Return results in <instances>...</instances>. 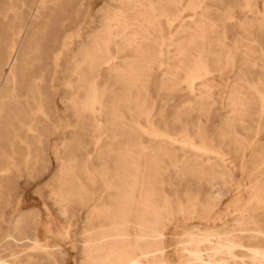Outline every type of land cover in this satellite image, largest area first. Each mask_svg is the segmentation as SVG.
Segmentation results:
<instances>
[{"label": "rangeland", "instance_id": "obj_1", "mask_svg": "<svg viewBox=\"0 0 264 264\" xmlns=\"http://www.w3.org/2000/svg\"><path fill=\"white\" fill-rule=\"evenodd\" d=\"M177 1L181 3L180 17L161 23V65L152 71L146 107L129 100L120 84L113 83L112 94L107 95L106 106L115 103L114 128L122 135L112 143L116 153L101 158L108 142L100 140L96 112L87 105L99 107L108 69L99 70L101 77L92 93L90 80L82 79L88 70L83 60L95 50L110 18L122 8H130L131 0H0V72L11 78L10 87L21 104L13 102L11 89L0 81V220L6 221L0 231L10 244L1 258L12 264H82L87 261L81 252L85 237L103 230H127L136 239L137 226H152V209L165 205L169 196L172 204L158 224L165 232L164 264H191L196 260L190 251L201 252L204 264H264L250 251H264V202L259 199V192H264V99L248 126L235 127L225 123V99L238 75L236 65L225 67L223 78L181 74L184 79L175 92L165 87L168 72L177 63L172 45L186 37L181 33L184 25L194 26L208 17L216 25L207 41L211 65L221 49L214 39L223 33L226 50L238 53L241 38L247 35L264 50V0ZM251 51L258 65L250 69L249 77L264 98L263 58L258 45ZM9 55L15 59L11 66L7 64ZM122 57L127 60L126 55ZM203 83L213 87L215 101L202 119L206 137L202 144L195 127L200 115L184 107L197 103ZM144 110L146 114H141ZM185 124L189 125L188 136L184 135ZM223 131L230 136H221ZM241 137L248 141L234 148L233 142ZM129 141L154 149L166 146L179 156L185 149L204 159L217 158L232 176L228 194L211 190L206 183L176 178L175 170H167L165 156L158 167L144 155L140 184L134 187L133 178L123 177L116 166L118 155L128 158L129 150L136 152V148H127ZM105 182L113 188H106ZM146 182L153 183V194L143 192ZM177 198L182 207L176 205ZM102 202L109 208L104 209ZM192 233L196 240L190 237ZM207 233L214 236L208 238ZM25 237L36 239L39 247L16 241ZM233 243L239 246L235 248Z\"/></svg>", "mask_w": 264, "mask_h": 264}, {"label": "bare ground", "instance_id": "obj_2", "mask_svg": "<svg viewBox=\"0 0 264 264\" xmlns=\"http://www.w3.org/2000/svg\"><path fill=\"white\" fill-rule=\"evenodd\" d=\"M144 2L142 0H131V2H129L131 6L130 8H122L119 13L112 16L107 23V31L96 40L95 50L92 52V54L84 56L83 63L88 67V70L82 76V79L87 82L88 80H90L88 86L92 93L97 86L99 78L101 77L99 70L103 66L108 69V77L106 78L105 84L100 93V103L98 104L99 107L95 108L92 104H86L91 111L94 110L96 112L97 119L95 121V129L99 132L100 140H106L108 142L105 151L101 155V158L109 157L112 153H116L112 143H115L118 140V137L122 135L114 128L111 118V116L113 115L112 107H115V103H113L114 105L107 107V104L105 102L107 99V95L112 94L113 83L120 84L125 88V95L127 96V98H129V100L134 99L136 103L142 104L143 108L146 107L148 102L146 89L148 84L150 83L152 71L156 67H159L161 65V42L164 39V32L161 23H169L172 19H178L181 14V3L177 0H161L159 2H155L154 0H145ZM199 2L197 3V5L199 4ZM122 3L123 2L121 1V4ZM200 17L202 18L203 16ZM226 21H228V19ZM215 27L216 25L209 19V17L207 18V20L194 22V26H183L181 33H183L186 37L174 42L172 45V47L175 48V54L173 55V58L177 60V63L173 67L174 71L168 72L165 87H167V89H169L170 91L175 92V90L178 89L180 82L184 79L181 78V74H183L185 77H190L192 74H194L195 76L198 75L199 77L205 75L206 77L218 76L220 78H223L222 75L224 72V68L227 67L229 69L232 68L233 65H236L238 69V75L233 82V88L230 91L227 100L225 99V106L227 111L225 123L231 124L235 127H245L246 125L248 126L249 122L254 119V115L257 112L255 111V109L257 108L258 103H260V101L264 99L263 95L260 94L257 84L251 81L249 77L250 69L258 65L257 60L253 59L252 57L251 47L254 45H258L259 52H261L263 58V65L264 50L259 42L250 35L243 36L241 38V40H243V44H240L237 47L238 53L232 51L233 49L226 50V35L225 33H223L222 35H219L218 37H216V39H214L216 44H218L221 49L220 53L216 56L213 65H211L208 57V50L211 45L207 41L211 39L209 35L215 32ZM123 55L127 56V60L122 61ZM14 61V56L12 57L11 55H9L7 64L11 66ZM0 64L2 63L0 62ZM11 73L12 72H10V74ZM36 80L37 78H34V81ZM0 81L1 84L5 85V88L11 89V78L9 76L0 72ZM84 83L86 84V82ZM34 84H36V82ZM243 85H247V88L245 89ZM11 98L13 102L20 104L14 89H11ZM196 98L197 103L195 105L185 106L184 109L190 111H198L200 120L195 124V127L197 129L196 135L199 137L201 143L203 144L205 143L206 137L203 131L202 119L209 114V112L211 111L212 103L215 101L213 87L207 83H203L199 91V95ZM0 99L3 98L0 97ZM22 110L27 115V117L30 118V121H32L29 113H27V111H25L24 109ZM141 114H146V110L142 111ZM183 131L185 133L183 134L185 136H188L189 125H183ZM228 135L229 134L225 131H223V133L221 134V136L223 137H227ZM173 141L174 140H172V142ZM246 141L248 140H245L242 137L237 138L233 142V146L234 148L241 147L245 144ZM126 146L129 149L136 148V152L129 150L132 153L128 158L123 155H118L116 166L123 171V177L133 178L134 187H137L140 184L139 176L141 173V168L144 167L140 160L144 157V155H147V157L149 156V159L155 160L158 167H162V162L160 161V159L162 156H165L168 159L166 168L167 170H175L176 178L179 177L184 181H193L194 183H206L211 187V190L218 189L222 192L223 195L228 194V186L231 183L232 176L224 166L217 162V158L208 157L204 159L200 156L189 153L185 149H182V154L179 156L178 153L173 152L166 146L154 149L148 148L149 146L146 147L142 142L136 141H129L127 142ZM148 153L150 155H148ZM145 166L148 167V164L146 163ZM64 169L66 170L65 166ZM100 170L104 175V167H101ZM157 173L158 172H156V174ZM164 183V181L161 182L162 185H164ZM257 183L259 184L260 182L258 181ZM104 185L106 188L112 187V185H109L106 182ZM252 189H254V187ZM260 190H262V188ZM143 192L153 194L155 192L153 183L146 182V186H144ZM260 192L259 199L264 202V192ZM218 195H220V193H218ZM164 202L165 205L157 206L152 209V213L155 218L152 226H147L144 224L137 226L139 227V233L136 234V239H134L133 235L130 234L127 230L110 232H106L105 230H103L98 232L97 234H94L95 236L92 238L85 237L82 241L83 246L81 252L84 258L87 259V261L82 262V264H164L162 244L165 232H163L162 229L158 228V224L161 217H163V212L167 211L171 206L172 198H169L168 196L165 198ZM175 202L177 206H183L181 202H179L178 198L175 200ZM189 203L190 202H188L187 204ZM102 204V207L104 209L109 208L107 204L103 202ZM139 205L141 206V204ZM143 206L148 208V205L146 203H144ZM18 219L20 220V218ZM5 222L6 221L4 220V218H1L0 226H3ZM124 224L130 225V221L125 220ZM257 225L259 230L262 229L263 226L261 225V223H257ZM10 236L11 235H9V237ZM213 236L214 235H212L211 233L210 235H207L208 238ZM190 237L192 238V240H196L193 233L190 234ZM23 240H26L25 244L31 242L30 244H32L34 247H39L36 239L32 240L28 237L18 240L16 239L17 242H21ZM7 241L8 240H6V237L3 236L0 231V256L4 255L8 251L10 244ZM219 241L220 240H217L216 243H219ZM203 242L204 241H202L201 244ZM199 243L197 244V247L198 245L200 247L201 244ZM220 243H222V241H220ZM21 245L22 244H17L16 247H20ZM232 245H236L235 248L239 246V244L237 243H233ZM214 247H212V249H214ZM219 247L221 246L219 245ZM185 248L186 247H184L183 249L185 250ZM208 250L210 249H207L206 251ZM229 250L226 252H229ZM250 251L251 253L257 255V257L259 256L260 259H262L264 262V251L254 249H250ZM190 254V257H193V259L197 262L200 261L203 264L206 263L201 252L190 251ZM225 255L226 253L224 254V256ZM229 259L233 260L231 258ZM193 262H191V264ZM0 264H12V262L6 261L0 257Z\"/></svg>", "mask_w": 264, "mask_h": 264}]
</instances>
